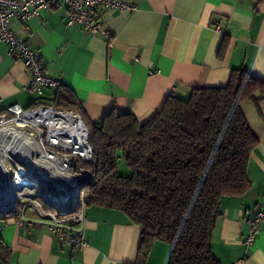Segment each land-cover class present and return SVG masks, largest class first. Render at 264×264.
<instances>
[{
	"label": "crops",
	"instance_id": "0c3cea01",
	"mask_svg": "<svg viewBox=\"0 0 264 264\" xmlns=\"http://www.w3.org/2000/svg\"><path fill=\"white\" fill-rule=\"evenodd\" d=\"M131 3V13L102 6L92 11L113 31L111 48L101 33L67 25L63 4L40 10L24 23L27 29L13 19L11 30L40 53L46 74L61 84L30 94V71L16 51L0 43V112L14 103L54 105L59 89L76 98L87 126L111 110L130 113L143 124L168 96L185 99L192 88L224 86L234 69L264 82V0ZM240 110L257 139L247 165L251 185L243 195L222 198L211 246L219 264H264V219L251 244L246 220L264 208V92L243 100ZM119 166L130 174L121 158ZM85 216L88 245L74 250L44 224L26 228L17 214H0V256L8 264H168L169 247L162 241L141 260L140 228L122 211L86 205Z\"/></svg>",
	"mask_w": 264,
	"mask_h": 264
},
{
	"label": "trees",
	"instance_id": "16d2710c",
	"mask_svg": "<svg viewBox=\"0 0 264 264\" xmlns=\"http://www.w3.org/2000/svg\"><path fill=\"white\" fill-rule=\"evenodd\" d=\"M257 92H264V82L237 68L224 86L195 87L185 99L168 96L143 124L111 110L86 125L96 160L86 205L126 214L140 228L142 261L162 241L169 247L168 264H219L211 238L220 202L250 188L247 165L257 143L240 103ZM54 106L81 114L76 98L59 89ZM120 158L127 176L119 174Z\"/></svg>",
	"mask_w": 264,
	"mask_h": 264
},
{
	"label": "built area",
	"instance_id": "2783aa9c",
	"mask_svg": "<svg viewBox=\"0 0 264 264\" xmlns=\"http://www.w3.org/2000/svg\"><path fill=\"white\" fill-rule=\"evenodd\" d=\"M56 4L66 7L67 25H78L87 34L101 33L110 41V48L114 33L92 11L100 6L120 13L135 10L131 0H0V43L7 44L10 53L16 51L30 71L26 87L30 94H42L61 82L46 74L40 53L17 36L10 24L16 19L27 29L24 23L29 18ZM24 113H36L45 122L22 127L18 139L0 141V213L17 214L26 228L32 222L44 224L60 243L82 249L88 245L85 195L96 182V172L90 168L96 160L88 127L73 109L46 104L24 108L14 103L0 112V133L4 135V129ZM62 113L74 114V120L65 123ZM263 219L264 208L246 219L250 227L248 244L254 241ZM0 264L8 262L0 256Z\"/></svg>",
	"mask_w": 264,
	"mask_h": 264
},
{
	"label": "bare ground",
	"instance_id": "6f19581e",
	"mask_svg": "<svg viewBox=\"0 0 264 264\" xmlns=\"http://www.w3.org/2000/svg\"><path fill=\"white\" fill-rule=\"evenodd\" d=\"M60 115L64 119L65 123H67L65 120L73 121L74 117H75L74 114L62 113ZM41 117L42 116H39L36 113H32V114L24 113L23 115L14 119V124L12 126H8V127H6V129H4V131H5L4 135L2 133H0V141H5L9 138L10 139H18L20 132H21L20 129L22 127H25V126L35 127V126L39 125L40 122H45V121H43L44 119Z\"/></svg>",
	"mask_w": 264,
	"mask_h": 264
},
{
	"label": "rangeland",
	"instance_id": "374dc122",
	"mask_svg": "<svg viewBox=\"0 0 264 264\" xmlns=\"http://www.w3.org/2000/svg\"><path fill=\"white\" fill-rule=\"evenodd\" d=\"M84 123H85V122H84ZM85 124H86V123H85ZM121 163H122V161H121ZM125 165H126V164H125ZM118 171H119V174H120V175L127 176V175L123 174L122 167L119 166ZM0 214H3V213H0ZM166 245H167V244H166Z\"/></svg>",
	"mask_w": 264,
	"mask_h": 264
}]
</instances>
